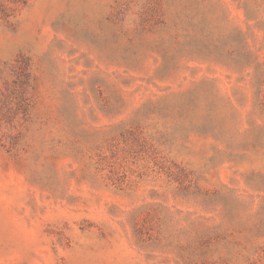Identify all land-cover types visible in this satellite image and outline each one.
<instances>
[{
  "label": "rangeland",
  "instance_id": "1",
  "mask_svg": "<svg viewBox=\"0 0 264 264\" xmlns=\"http://www.w3.org/2000/svg\"><path fill=\"white\" fill-rule=\"evenodd\" d=\"M0 264H264V0H0Z\"/></svg>",
  "mask_w": 264,
  "mask_h": 264
}]
</instances>
